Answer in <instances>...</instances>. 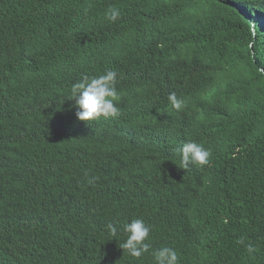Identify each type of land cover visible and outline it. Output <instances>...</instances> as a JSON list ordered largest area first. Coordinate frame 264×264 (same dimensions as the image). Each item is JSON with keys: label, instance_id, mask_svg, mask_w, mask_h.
<instances>
[{"label": "trees", "instance_id": "16d2710c", "mask_svg": "<svg viewBox=\"0 0 264 264\" xmlns=\"http://www.w3.org/2000/svg\"><path fill=\"white\" fill-rule=\"evenodd\" d=\"M109 68L120 114L80 121L70 85ZM188 140L208 164H176ZM134 218L139 260L107 230ZM162 246L264 264V0H0V264H153Z\"/></svg>", "mask_w": 264, "mask_h": 264}, {"label": "clouds", "instance_id": "9594fccd", "mask_svg": "<svg viewBox=\"0 0 264 264\" xmlns=\"http://www.w3.org/2000/svg\"><path fill=\"white\" fill-rule=\"evenodd\" d=\"M108 21L115 23L121 18V11L116 7H109L105 13ZM117 71L109 68L102 74L91 76L82 74L79 79L70 85L68 89L69 100L75 101L76 117L80 121H94L100 117L114 118L120 114L118 101L120 99L117 91ZM170 105L177 111L186 107L185 102L178 98L175 92L168 95ZM180 156V168L188 169L190 165L203 166L208 164L211 156L210 150L206 149L203 144L194 140H188L177 149ZM98 177L93 176L88 180L89 184L95 182ZM108 236L111 239H117L119 247L127 253L128 256L139 260L144 253L149 252L150 244L149 234L151 228L141 218H134L130 222H124L121 225L108 224ZM123 233L124 239H118L120 233ZM110 239V240H111ZM237 243L243 245L250 257L258 251V247L251 243L245 242L241 237ZM153 264H180V256L173 247L162 246L151 251Z\"/></svg>", "mask_w": 264, "mask_h": 264}, {"label": "bare ground", "instance_id": "6f19581e", "mask_svg": "<svg viewBox=\"0 0 264 264\" xmlns=\"http://www.w3.org/2000/svg\"><path fill=\"white\" fill-rule=\"evenodd\" d=\"M219 211V210H218Z\"/></svg>", "mask_w": 264, "mask_h": 264}]
</instances>
